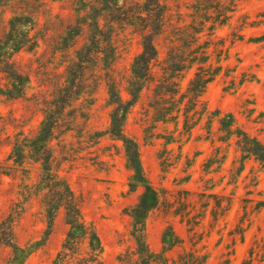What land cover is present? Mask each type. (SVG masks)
<instances>
[{
    "label": "rangeland",
    "instance_id": "374dc122",
    "mask_svg": "<svg viewBox=\"0 0 264 264\" xmlns=\"http://www.w3.org/2000/svg\"><path fill=\"white\" fill-rule=\"evenodd\" d=\"M147 2L0 0V224L10 222L4 233L13 234L0 240V264H264V165L241 144L244 133L264 144V0H160V34ZM15 18L25 33L8 41ZM146 35L158 56L127 108L123 135L137 142L159 202L135 234L133 210L145 187L131 189L135 172L111 133L109 90L133 99L132 65ZM17 41L22 50L1 53ZM206 42L205 66L221 71L189 105L188 122L177 111L162 120L160 86L173 81L186 91L198 66L174 77L168 70ZM10 68L29 79L20 97L6 95ZM46 117L54 130L38 153ZM74 208L100 247L88 233L69 237ZM18 247L30 253L15 262Z\"/></svg>",
    "mask_w": 264,
    "mask_h": 264
},
{
    "label": "trees",
    "instance_id": "16d2710c",
    "mask_svg": "<svg viewBox=\"0 0 264 264\" xmlns=\"http://www.w3.org/2000/svg\"><path fill=\"white\" fill-rule=\"evenodd\" d=\"M149 3L146 7L147 9L145 12L149 16V21L156 22L155 26L149 25L152 27H155L153 30L156 32V34H160L162 31H164V7L161 4L160 0H147ZM150 3H152V6L150 7ZM149 8V9H148ZM155 8V9H153ZM157 9H159V16L158 21L155 19V14ZM230 10V9H228ZM143 17H140L142 19ZM229 16L225 15L223 18V21H221V24H226V22L229 20ZM23 23L19 21V18H15L11 22V28L9 32V36L6 38L8 41H14L15 38L23 36L25 32H22ZM194 29V27H192ZM196 29V28H195ZM194 29V30H195ZM196 34L199 36L202 34V30L197 31L195 30ZM153 37V36H152ZM150 37V35H146L144 37V43L143 48L144 51L141 53L136 59L134 60V63L132 65V73L133 78L130 82L129 87V93L131 97L133 98L129 102H124L121 98L120 94L118 93L117 89L110 88L109 94H110V104L114 105L115 110L112 114V124H111V133H113L117 138L123 141L125 150L127 153L128 162L130 165V168L135 172L134 177L131 181V189L136 188L139 184L145 187V193L141 196L140 201L138 205L133 210V219H134V227H135V234L139 232L140 228L144 226L145 219L147 217V214L158 204L159 197L157 191L151 187L145 178V175L143 173V167L141 164L140 159V153H139V147L136 141L132 139H127L123 135V120L125 119V115L127 114V108L132 106L133 103L137 100L139 97V94L143 90V85L147 80H151V63L157 58L158 56V49L154 45L153 38ZM195 37V36H194ZM195 42H198L199 37L197 39L193 38ZM5 42V41H4ZM4 42L0 41V45L3 46ZM210 42H206L204 44H199L196 48L191 49V52L186 59L187 61H183L184 65L175 64L172 68L168 70V73L170 72V76H173L177 74L178 72L183 71L184 69H192L194 65L197 64V71L195 72V76L193 79L190 80V83L188 85V88L186 91L182 92V89L180 88V85L173 82V81H166L165 84H163L161 87L162 89V101H161V108L157 110L159 113V116L162 118V120L165 121H172L176 118V116H173L174 112H181L184 115H186L187 122L189 121L190 117L188 116L190 107L189 105H192L196 107L198 105L199 99L204 94L206 87L212 83L215 79V77L219 74L221 71V67L218 68H212V67H206L205 65L208 63L211 55L208 53V44ZM194 44V43H193ZM196 45V44H195ZM206 45V46H205ZM22 42L17 41L15 47L13 48H6L2 47L3 52H8V50L13 51V53L19 52L22 50ZM6 54V53H5ZM78 68L83 70H86L85 63H81ZM82 71H76L72 74L74 77V83L76 87V83L78 82L81 77ZM167 73V72H166ZM167 73V74H168ZM8 77L11 81V85L6 93V95L10 98H16L20 97L24 91L25 86L29 83V79L27 77H24L23 75L16 72L13 68L8 71ZM75 87L72 88L75 89ZM77 90V89H76ZM72 91H70L71 93ZM180 95V100L176 101L175 97ZM168 97V99H167ZM70 98V96H68ZM233 119L232 116H230V122ZM225 128H229V125L226 123V121H222L221 123ZM231 125V124H230ZM53 123L47 121V117L42 123V131H41V140L39 143L33 144V149H37V152L40 153L41 150L45 147V144L48 142L49 138L51 137L53 133ZM243 134V133H242ZM244 140H242V149L245 154V156L250 155L254 156L260 163L264 165V144H262L259 140L256 138H252L248 136L246 133L243 134ZM32 145H25V147H31ZM23 146H15L13 151V156L21 158L23 157ZM44 173H48L47 176V182L54 181V176L52 174V170L49 167V165H45L43 168ZM135 190V189H134ZM61 196V195H60ZM59 196V197H60ZM75 213L77 214L76 217L69 216L70 219V225L72 228L71 233L69 234V237L71 238L76 235V233H88L90 235L92 231H90L89 228L86 227V225L81 222L80 215L78 213V210L74 208ZM73 211V212H74ZM54 211H52L50 216H53ZM71 214V212L69 213ZM10 222H6L0 224V240L3 239L5 242L12 240L13 234L11 233H4L5 230L9 227L10 229ZM2 229V231H1ZM9 232V231H8ZM7 236L9 238L7 239ZM92 238V244L94 247V243L96 242V245L100 247V240L97 237L96 234L90 235ZM7 239V241H6ZM1 243V242H0ZM5 245L7 243H4ZM41 243H36L31 247V250L37 248V246H40ZM97 250V249H96ZM30 250L24 249V248H17L16 254H15V262H17L18 258L21 256H25L29 254Z\"/></svg>",
    "mask_w": 264,
    "mask_h": 264
}]
</instances>
